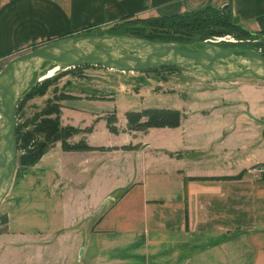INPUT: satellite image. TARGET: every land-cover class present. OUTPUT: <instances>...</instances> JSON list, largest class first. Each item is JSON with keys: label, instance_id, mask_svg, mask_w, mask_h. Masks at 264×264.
<instances>
[{"label": "crops", "instance_id": "1", "mask_svg": "<svg viewBox=\"0 0 264 264\" xmlns=\"http://www.w3.org/2000/svg\"><path fill=\"white\" fill-rule=\"evenodd\" d=\"M207 6L264 32V0H0V60L123 17ZM118 95L62 99L61 122L91 126L93 148L55 141L33 164L16 163L0 201V264H264V124L233 98L209 95L156 106L180 110L175 126L114 134L98 105L114 103L120 118ZM66 105L81 122L68 121ZM98 129L126 138L96 141Z\"/></svg>", "mask_w": 264, "mask_h": 264}, {"label": "rangeland", "instance_id": "2", "mask_svg": "<svg viewBox=\"0 0 264 264\" xmlns=\"http://www.w3.org/2000/svg\"><path fill=\"white\" fill-rule=\"evenodd\" d=\"M184 21L186 20H180V17L178 16L176 17V21L174 22V26L172 28L157 26L158 24L154 25L147 23L141 26L144 28V35L152 37L154 35H159L156 32H164V35L167 34V37L171 40H177L183 44L190 43L193 45H201L200 42H202V39L205 37L207 39L216 37L232 38L233 36L237 39H244L242 43H248L246 38H255V41L253 42L254 44L250 45L264 54V36L262 34H256L251 37L250 35H244L241 30H234L229 26L225 28H220V26H217L218 31H213L207 27H201V25L195 20H189L190 22L195 23L189 26H185ZM103 28L104 31H108L107 29H109L108 26ZM132 28L133 27L131 26L112 27L115 32L120 31L126 33H131L130 31ZM201 28L203 30H201ZM100 30L102 29L92 28L91 32H99ZM222 42H226V44L241 43L223 40H220L217 43L223 44ZM29 49L31 48H27L20 52H24ZM13 55L0 60V69L3 64ZM69 68H59L55 70L51 77L39 80L29 89V91L36 89L38 86L42 85V82L44 84V81L47 80L44 93H34L31 97H27L23 101L21 99L18 100L17 106L15 107L17 124H24L23 128L30 127V120L34 118L35 115H37L40 108L45 105L48 99H50L52 103L59 102V104L62 106V96L71 95L77 97L79 94H85V96L87 95L90 97H95L96 94H99L105 96L107 99H110L114 98L116 94L119 93L118 98L115 101V108L116 111L120 113V115L124 109H126L125 112H127L140 111L145 107L151 106L173 105L175 107L176 105L179 107V105H182L184 100H188L190 102L198 101L203 97H209V95L233 98L234 100L238 101L241 109L243 108L250 111V108H263L262 110L264 111V79L260 78L234 77L231 79H208L180 66L154 67L153 69L132 71H117L100 64H83L80 67L71 69ZM29 91H27V93ZM155 91L164 92L157 93ZM245 99L248 101V104H246L247 102ZM73 102L74 101L72 98L68 102V105L73 104ZM105 104H100L98 107L104 109L109 108L105 113V118L106 123L107 119L109 118V124H112V126L116 128L111 130L108 126L110 131L114 134L118 133L120 129L124 131L123 128L128 130H145L143 127H139V129L129 128L127 126V115L124 113L122 116H120V118H117L115 115V109H113L114 103H112L111 106H109L110 102ZM68 105H66L64 108L65 117L70 122H79L81 120L80 118L82 117V114H80L81 112L73 108L68 109ZM239 105L236 104V106ZM228 106L233 107L235 106V103H230ZM70 110L73 112H70ZM260 117H264V115H261ZM143 119L144 117H141V120ZM63 124H67V122ZM110 131L98 129L94 140H102L104 143H111L114 139V141L117 139L122 141L124 137L126 138V135L124 134L115 136L114 134L112 135ZM80 136H82V134H80ZM2 221L3 213L0 211V225L2 224ZM67 253L68 251L62 247L60 255L64 257ZM46 256H48L47 252ZM79 257L80 254L78 253L75 256V259ZM46 262L51 264L49 260Z\"/></svg>", "mask_w": 264, "mask_h": 264}, {"label": "water", "instance_id": "3", "mask_svg": "<svg viewBox=\"0 0 264 264\" xmlns=\"http://www.w3.org/2000/svg\"><path fill=\"white\" fill-rule=\"evenodd\" d=\"M200 44L101 31L60 36L10 57L0 69V201L10 186L18 157L15 107L46 70L83 64L121 70L172 65L208 79H264V54L255 48L222 46L209 40ZM245 112L264 124V117Z\"/></svg>", "mask_w": 264, "mask_h": 264}, {"label": "trees", "instance_id": "4", "mask_svg": "<svg viewBox=\"0 0 264 264\" xmlns=\"http://www.w3.org/2000/svg\"><path fill=\"white\" fill-rule=\"evenodd\" d=\"M199 15V16H197ZM180 17V20L184 21L185 26H189L195 24L190 22L189 20H195L197 23L201 25V27H207L208 29H212L213 31H218V27L225 28L230 27L234 30H241L244 35H250L251 37L256 34H262L264 36V32H253L244 28L241 24L236 22L228 9L225 7H215V6H207L201 9L192 10V11H184L176 14L170 15H161V16H149V17H123L118 22L108 26L107 29L109 32H115L112 27H133L131 29V33L141 37H145L153 40H167V41H176L171 40L167 37V34L156 32L157 35L149 37L148 35L143 34L142 28L143 24H154L157 26L172 28L174 26V22L176 21V17ZM138 23V24H136ZM137 25V26H132ZM164 25V26H163ZM210 27V28H209ZM121 29V28H119ZM92 29L81 30L78 33H90ZM201 30H203L201 28ZM232 30V29H231ZM104 31V29L99 32ZM120 32V31H119ZM208 32V31H206ZM126 33V32H124ZM155 33V34H156ZM224 37H216V40H219ZM231 38V37H230ZM206 39L203 38L202 41ZM182 43V42H180ZM201 43V42H200ZM254 44V43H253ZM90 65V64H84ZM81 65H76L71 68L80 67ZM154 67H165V66H154ZM154 67H148L144 69H153ZM166 67H178L172 65H166ZM47 80L42 82V85L38 86L36 89H32L24 97L21 98L23 101L27 97H31L34 93L42 94L45 92ZM75 97L71 95H65L61 98H70ZM22 103V102H21ZM61 105L59 102H51L50 99L47 100L45 105L40 108L37 115L30 120L31 126L28 128H23L24 124H17L15 128V137L17 142V148L19 149V154L17 157V162L19 164H33L36 162L40 156L44 153V151L55 141H60L63 149L65 150H80V149H90L94 146L90 145L86 138L85 134L91 130V126L80 127L74 124H63L60 119L61 115ZM127 115L128 127L133 129H139V127L147 128L149 126H175L179 123L181 112L177 108L172 107H145L140 111H127L125 112ZM141 117H144L141 120ZM109 118L107 119V125L111 130L116 129L112 124H109ZM76 134H82L78 139L72 140V137ZM242 172L240 171L234 175H223V176H210L205 178H237L240 176ZM6 222L5 215L3 214V221Z\"/></svg>", "mask_w": 264, "mask_h": 264}, {"label": "flooded vegetation", "instance_id": "5", "mask_svg": "<svg viewBox=\"0 0 264 264\" xmlns=\"http://www.w3.org/2000/svg\"><path fill=\"white\" fill-rule=\"evenodd\" d=\"M222 39H231L233 40L232 38H221L219 40H222ZM204 40H208V39H204ZM225 41V40H224ZM248 43H242L243 41H237V42H241V43H237V44H226V42H222L223 44H220L222 46H242V47H250V48H253L252 45L250 44H253V42L255 41V38L251 39V38H248ZM197 45V44H196Z\"/></svg>", "mask_w": 264, "mask_h": 264}, {"label": "bare ground", "instance_id": "6", "mask_svg": "<svg viewBox=\"0 0 264 264\" xmlns=\"http://www.w3.org/2000/svg\"><path fill=\"white\" fill-rule=\"evenodd\" d=\"M230 37V36H229ZM61 67L59 66H54L52 68H49L48 70H46L44 72V74L40 77L39 80H42L44 78H48V77H51V75L54 73L55 70L59 69ZM107 68H111V67H107ZM111 69H114V70H117V71H124V70H121V69H115V68H111ZM129 71H132V70H129Z\"/></svg>", "mask_w": 264, "mask_h": 264}, {"label": "built area", "instance_id": "7", "mask_svg": "<svg viewBox=\"0 0 264 264\" xmlns=\"http://www.w3.org/2000/svg\"><path fill=\"white\" fill-rule=\"evenodd\" d=\"M232 38H234L233 36H232ZM209 41H212V42H218V41H220V40H216V38H207ZM207 40V41H208ZM223 41L225 40V41H233V42H237V41H243L244 39H242V38H239V39H237V38H234L233 40H229V39H222ZM246 40H248V38H246Z\"/></svg>", "mask_w": 264, "mask_h": 264}]
</instances>
